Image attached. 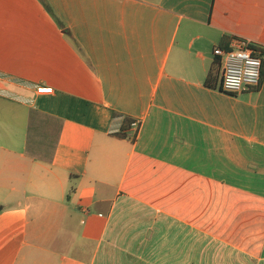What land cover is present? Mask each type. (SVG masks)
Returning a JSON list of instances; mask_svg holds the SVG:
<instances>
[{"label":"crops","instance_id":"0c3cea01","mask_svg":"<svg viewBox=\"0 0 264 264\" xmlns=\"http://www.w3.org/2000/svg\"><path fill=\"white\" fill-rule=\"evenodd\" d=\"M238 38L264 0H0V264H264V75L206 85Z\"/></svg>","mask_w":264,"mask_h":264},{"label":"built area","instance_id":"2783aa9c","mask_svg":"<svg viewBox=\"0 0 264 264\" xmlns=\"http://www.w3.org/2000/svg\"><path fill=\"white\" fill-rule=\"evenodd\" d=\"M262 48L248 39H234L228 49L217 47L214 55L220 60L222 71V91L237 95L260 86L263 77L264 57ZM139 121L131 126L140 128Z\"/></svg>","mask_w":264,"mask_h":264},{"label":"trees","instance_id":"16d2710c","mask_svg":"<svg viewBox=\"0 0 264 264\" xmlns=\"http://www.w3.org/2000/svg\"><path fill=\"white\" fill-rule=\"evenodd\" d=\"M47 9L52 12L51 8L46 4ZM58 23L61 26V28H63V30L65 31V34L67 36V38L77 47L79 48L78 44L74 41V39L72 38L71 33L68 31V29L64 26V24L58 19ZM262 56L264 57V50H262ZM220 60H217V63L215 64V69H212L211 72L209 73V76L206 80V85L212 88H216L217 86L213 83V81L215 79L218 78L219 74H220ZM263 75H264V67H263ZM222 84V82H221ZM220 89L222 90V85L220 86ZM126 123H128V125L131 126L132 121L130 119L126 120Z\"/></svg>","mask_w":264,"mask_h":264}]
</instances>
